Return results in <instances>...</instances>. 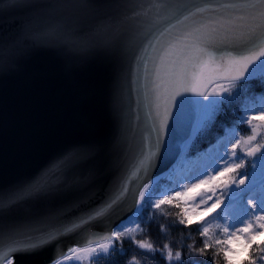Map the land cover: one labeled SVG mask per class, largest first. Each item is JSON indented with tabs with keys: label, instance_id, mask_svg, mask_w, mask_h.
Segmentation results:
<instances>
[{
	"label": "snow or ice",
	"instance_id": "obj_1",
	"mask_svg": "<svg viewBox=\"0 0 264 264\" xmlns=\"http://www.w3.org/2000/svg\"><path fill=\"white\" fill-rule=\"evenodd\" d=\"M38 7L54 10L56 18L87 9L94 21L108 26L63 35L70 54L80 50L74 36L117 56L127 49L138 53V106L145 109L147 125L131 177L95 207L85 205L75 219L51 214L21 220L14 215L33 201L48 199L60 187L52 182L56 173L38 171L21 184L0 188V264H16L17 255L52 245L56 252L49 264L85 259L122 264L129 251L125 239L145 255L159 253L167 264H219L216 257L224 264H264V134L258 131L264 129V0H67ZM42 15L53 18L50 12ZM30 44L27 38L0 40V65L17 63ZM114 103L113 148L130 132L122 92ZM245 127L251 132L247 138L240 135ZM89 147L96 153L106 150ZM149 170L156 174L132 192L129 216L83 246L60 251L65 236L116 212L132 180ZM164 206L180 209L173 226H198L206 238L203 247L186 245L182 258L168 244L157 248L136 239L145 231L142 224L151 223ZM214 222L225 239L210 242ZM127 264L141 261L133 255Z\"/></svg>",
	"mask_w": 264,
	"mask_h": 264
},
{
	"label": "water",
	"instance_id": "obj_2",
	"mask_svg": "<svg viewBox=\"0 0 264 264\" xmlns=\"http://www.w3.org/2000/svg\"><path fill=\"white\" fill-rule=\"evenodd\" d=\"M64 2L67 0L0 2V40L31 41L17 63L0 65V188L21 184L38 171L56 173L52 182L60 186L48 199L33 201L15 212L21 220L51 214L75 219L85 205L95 207L114 195L131 177L146 131L145 109L142 103L138 106L134 60L138 53L127 49L117 56L74 36L80 50L70 54L61 40L63 35L85 26L105 31L108 26L94 21L87 9L56 18L54 10L38 7ZM46 12L53 18L42 15ZM121 92L130 132L113 148L117 135L114 102ZM91 145H103L106 150L96 153ZM155 174L141 172L129 184V193L116 212L79 234L65 236L59 241L60 251L110 232L131 214L137 185ZM55 252L52 245L35 254L17 255L16 264H49Z\"/></svg>",
	"mask_w": 264,
	"mask_h": 264
},
{
	"label": "trees",
	"instance_id": "obj_3",
	"mask_svg": "<svg viewBox=\"0 0 264 264\" xmlns=\"http://www.w3.org/2000/svg\"><path fill=\"white\" fill-rule=\"evenodd\" d=\"M246 130L245 128H242ZM175 203V202H174ZM180 209L174 206H164L159 212L154 214L153 220L151 223L142 224V227L145 229L142 233L136 234V239H144L153 243L157 248H163L165 244H168L172 247L173 251H181L182 258L187 256L186 245H194L195 248L203 247L202 241L206 239L201 237L199 232L196 230L197 225L193 224L190 228H185L184 226L174 225V222L177 221L180 217L178 216ZM194 220H199L195 218ZM161 226H164V230H161ZM209 236L211 237L210 242L215 239H225L219 230L216 228V225H213L210 228ZM123 247L128 249V256L122 261V264H127V260L131 259L135 255L138 259V255L141 250L137 249L135 244L131 243L128 239H125L123 242ZM212 249L208 251V258H212ZM158 264H167L165 258L161 257L159 253L155 254V258ZM199 259H203L200 257ZM215 260L219 261V264H224V261L220 257H216ZM70 263V262H69ZM77 264H89L87 259L83 261H78ZM93 264H107V261L104 259L96 260ZM141 264H145L144 261H141Z\"/></svg>",
	"mask_w": 264,
	"mask_h": 264
},
{
	"label": "rangeland",
	"instance_id": "obj_4",
	"mask_svg": "<svg viewBox=\"0 0 264 264\" xmlns=\"http://www.w3.org/2000/svg\"><path fill=\"white\" fill-rule=\"evenodd\" d=\"M226 86V85H225ZM211 90V89H210ZM259 130V129H258ZM194 167H196V166H198V165H196V164H194L193 165ZM204 216H207V213H204ZM134 219V218H133ZM130 222V221H129ZM141 255H142V259L143 260H145V261H147V262H149L150 260H152L153 262H152V264H156V262H155V260L152 258V256H150V255H145L144 253H143V250H142V252H141Z\"/></svg>",
	"mask_w": 264,
	"mask_h": 264
}]
</instances>
